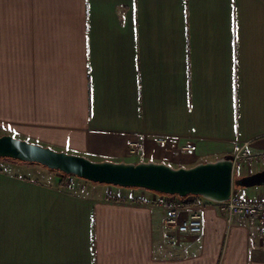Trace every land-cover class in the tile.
<instances>
[{
	"label": "crops",
	"instance_id": "obj_1",
	"mask_svg": "<svg viewBox=\"0 0 264 264\" xmlns=\"http://www.w3.org/2000/svg\"><path fill=\"white\" fill-rule=\"evenodd\" d=\"M3 135L173 167L264 154V0H0ZM130 193L0 160V264H264L260 224L190 196L204 230L183 235Z\"/></svg>",
	"mask_w": 264,
	"mask_h": 264
},
{
	"label": "water",
	"instance_id": "obj_2",
	"mask_svg": "<svg viewBox=\"0 0 264 264\" xmlns=\"http://www.w3.org/2000/svg\"><path fill=\"white\" fill-rule=\"evenodd\" d=\"M0 159L38 164L95 184L180 197L198 196L217 203L229 201L235 188L264 187V170L236 178L233 158L199 163L193 167H173L154 161H95L3 135L0 136Z\"/></svg>",
	"mask_w": 264,
	"mask_h": 264
},
{
	"label": "built area",
	"instance_id": "obj_3",
	"mask_svg": "<svg viewBox=\"0 0 264 264\" xmlns=\"http://www.w3.org/2000/svg\"><path fill=\"white\" fill-rule=\"evenodd\" d=\"M141 152V144L132 143L130 145L131 155H138ZM233 160L235 167L252 166L264 162V154H253L246 145H243L233 156ZM70 185V181L65 184L66 187H70ZM185 198L187 197L161 194L144 189H131V193L128 196L114 197L112 200L122 204L157 207L164 211L165 223L168 228L174 229L177 233L183 235H200L204 230V221L201 214H195L188 219L181 218L182 211L186 208ZM202 199L206 201L207 206H213L225 214L229 221L240 218L260 224V231L264 235V199L252 200L232 196L229 201L224 203Z\"/></svg>",
	"mask_w": 264,
	"mask_h": 264
},
{
	"label": "trees",
	"instance_id": "obj_4",
	"mask_svg": "<svg viewBox=\"0 0 264 264\" xmlns=\"http://www.w3.org/2000/svg\"><path fill=\"white\" fill-rule=\"evenodd\" d=\"M0 160H2V159H0ZM8 160H10V161H15V162H20V161H16V160H12V159H8ZM20 163H23V162H20ZM62 175H63V177H65V178H68V177H74V176H70V175H66V174H63V173H61ZM77 178V177H76ZM79 179V178H78ZM188 197H190V196H188ZM193 197H198V196H193Z\"/></svg>",
	"mask_w": 264,
	"mask_h": 264
},
{
	"label": "rangeland",
	"instance_id": "obj_5",
	"mask_svg": "<svg viewBox=\"0 0 264 264\" xmlns=\"http://www.w3.org/2000/svg\"><path fill=\"white\" fill-rule=\"evenodd\" d=\"M2 160H8V159H2ZM17 163H20V162H17ZM239 167H242V166H239ZM239 167H238V168H239ZM246 167H249V168H250L251 166H246ZM252 170H253V169H251V170L248 171L247 173H248V174H252ZM253 173H254V172H253ZM248 174H247V175H248ZM245 175H246V174H243V176H245ZM240 177H242V176H240V175L236 176V178H240Z\"/></svg>",
	"mask_w": 264,
	"mask_h": 264
}]
</instances>
